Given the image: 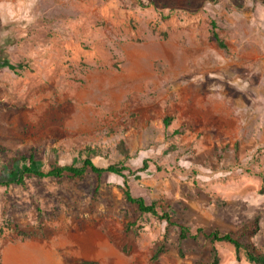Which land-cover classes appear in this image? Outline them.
<instances>
[{"label": "rangeland", "instance_id": "obj_1", "mask_svg": "<svg viewBox=\"0 0 264 264\" xmlns=\"http://www.w3.org/2000/svg\"><path fill=\"white\" fill-rule=\"evenodd\" d=\"M2 24L0 177L29 154L43 171L146 161L123 172L130 193L172 224L126 203L118 177L31 175L0 186V243L17 227L57 234L58 252L84 236L137 264H209L212 247L252 264L206 235L256 219L264 253V0H0Z\"/></svg>", "mask_w": 264, "mask_h": 264}, {"label": "trees", "instance_id": "obj_2", "mask_svg": "<svg viewBox=\"0 0 264 264\" xmlns=\"http://www.w3.org/2000/svg\"><path fill=\"white\" fill-rule=\"evenodd\" d=\"M211 40L217 45L218 48L224 49V44L215 32V25L211 23ZM5 65L4 61L0 60V68ZM169 119L164 121V125H168ZM1 151V147H0ZM126 159L128 158L127 153H125ZM146 161H142V166L135 171H129L126 167H118L117 165H108L104 168L97 167L93 164L90 157H86L82 160L81 165L75 167L71 164H65L62 166H53L47 171L41 169L40 164L33 160V155L29 154L27 158L21 156L19 158V166L17 169L10 171L7 175L0 177V186L7 187L10 184L22 185L24 183V178L26 176H35L37 178H53L58 179L63 175L70 178H81L86 170H89L92 174L100 176L101 174H109L121 179V184L119 188L122 191V195L126 203L134 205L136 210L140 214L150 215L157 218L160 221H164L167 225H171L170 217L167 212H158L157 205L155 202L145 203L144 199L141 197H133L130 193L129 187L126 182L127 175L123 174L124 171L128 172V176H134L137 173H142L147 171ZM264 181V173H263ZM16 234L27 238L29 236H34L33 233L24 232L19 230L17 227ZM258 223L256 219L251 220L249 223L244 224L237 228L235 231H220L216 228L211 229L206 235V238L211 244L215 243H226L232 246L236 253L239 250H243L244 256L247 261L252 264H264V253H260L251 242L250 237L256 234L258 231ZM199 232V230L197 231ZM188 233L187 229L184 227H179V239L186 238ZM162 245L158 247L155 254L152 257L154 261L158 254L161 252ZM219 257L217 250L212 247L210 251V262L209 264H218Z\"/></svg>", "mask_w": 264, "mask_h": 264}, {"label": "crops", "instance_id": "obj_3", "mask_svg": "<svg viewBox=\"0 0 264 264\" xmlns=\"http://www.w3.org/2000/svg\"><path fill=\"white\" fill-rule=\"evenodd\" d=\"M1 26L0 34L8 36L10 33L3 28L4 24ZM56 237L57 234L49 235L46 240H40L38 236L23 238L10 231L6 239L0 243V264H70L75 261L81 264L138 263V253L106 252L100 250L99 245H97L96 251L91 252L90 241L84 236H77L75 241L70 242L71 251L58 252L56 244L52 242ZM152 257L153 255L150 257V261H153ZM141 264H145V262Z\"/></svg>", "mask_w": 264, "mask_h": 264}]
</instances>
